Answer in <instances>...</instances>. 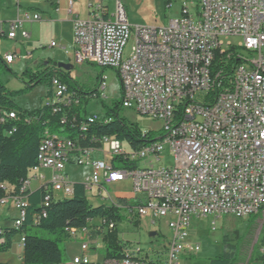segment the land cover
<instances>
[{"label": "built area", "instance_id": "built-area-1", "mask_svg": "<svg viewBox=\"0 0 264 264\" xmlns=\"http://www.w3.org/2000/svg\"><path fill=\"white\" fill-rule=\"evenodd\" d=\"M105 1L89 5L87 19L74 21L75 62L115 71L122 109L162 122L161 135L132 152L126 144L108 138L93 140L100 148L83 147L79 139L53 136L47 128L37 165L20 187L1 186L5 196L0 210H16L13 227L18 230L27 218L33 180L43 182L46 172H51L50 182L41 186L48 191L44 201L48 208L51 201L74 194L67 166L84 167L90 170L84 183L86 193L95 192L131 226L135 219L140 221L138 228L144 220L151 227L166 220L172 238L159 240L156 233L146 248L120 243L118 250L108 252L100 248V240L106 244L117 223L100 220L102 227L70 231L72 238L82 232L80 253L59 264H182L201 251V245L191 237L194 220L211 218L212 232L217 231V220L222 217L254 216L264 221V0H197L195 15L184 0L180 15L160 28L133 26L119 1L113 10ZM40 21L39 14L27 12L0 23V40L27 41L30 35L25 24ZM231 38L241 43L233 45ZM130 42L131 53L125 58ZM28 57L15 52L4 56L3 62L11 66ZM49 70V64L41 69ZM98 86L99 96L104 97V78ZM65 93L66 87L54 77L52 96L46 93L44 106L61 112L70 104ZM18 116L17 112L4 114L0 125ZM101 119L89 115L87 122ZM33 120L29 118L27 123ZM60 125L76 128L77 119L64 117ZM86 125L81 123L83 131ZM142 134L145 137L147 133ZM166 151L173 155V167L162 164ZM114 159H122L127 167L115 168ZM30 173L34 176L29 177ZM126 180L144 197L128 199L140 203L132 209L119 201L127 198L107 191L110 185ZM42 216L46 218L45 211ZM24 244L21 236V246ZM258 245L254 264H264V222ZM93 254L98 261L92 260Z\"/></svg>", "mask_w": 264, "mask_h": 264}, {"label": "rangeland", "instance_id": "rangeland-1", "mask_svg": "<svg viewBox=\"0 0 264 264\" xmlns=\"http://www.w3.org/2000/svg\"><path fill=\"white\" fill-rule=\"evenodd\" d=\"M38 0H36L37 2ZM119 1L125 8L128 20L133 26H148V27H164L169 24L172 19L180 15L181 3L184 0L173 1L171 9L168 8L167 0H106L104 3L110 10L114 9L116 2ZM189 3L190 13H197V0H186ZM11 3L10 1H8ZM191 2L193 3L191 5ZM11 10H18L22 14L27 13L25 10L16 7H11ZM13 13V11H12ZM9 13L8 15L12 14ZM45 19L44 17H42ZM41 23V22H40ZM43 24V23H41ZM27 31L31 33L32 45H26L25 42L18 40L10 41L6 38L0 40V58L3 59L7 54H12L20 51L23 57L29 55L28 60L19 59L11 66L1 65L0 74L1 80L7 91L11 93L21 92L14 98V101L19 109L27 113H33L39 109L41 102H44L46 95V87L44 84H39L35 89L26 91L27 79L24 77L27 70L38 71L49 62V69H56L65 73H69L71 78L78 83L88 87L90 90L98 89V77L103 75L106 83V91L104 97L98 96L99 99H93L88 106L89 115H97L100 118L104 117V111L100 101H103L106 106H112L114 102L122 99L121 87L116 72L110 69H103L98 66L84 63L78 65L75 62L74 40L68 32L60 31L58 26L52 25H30V22L25 24ZM55 42L57 47L52 48L51 43ZM233 45H239L241 40L231 38ZM133 46L130 42L125 50V58H127ZM122 117L129 123L136 124L143 133H151L154 138L161 135L162 122L152 118H146L135 113L122 109ZM62 136V134H58ZM128 150L127 146H123ZM164 167H173V155L166 151L162 158ZM69 176L71 183L84 184L90 174V170L79 166H67L65 170ZM46 179L43 182L33 180L31 190L35 191L42 185L47 184L51 180V172H46ZM28 176V175H27ZM34 174L30 173L29 177ZM9 189L11 184L6 183ZM108 193L114 197H123L127 199H143L142 195L136 194L133 189L131 180H126L121 183L110 185L107 189ZM87 199L92 206L105 205L106 201L96 196L95 192H87ZM3 210V209H1ZM6 214V213H5ZM16 212L12 211L5 215L7 219L5 226L14 229V217ZM141 228L131 226L127 219L119 223L118 240L121 243L135 246L148 247L153 238L152 233H158L159 240L165 239L170 241L172 234L166 220H161V223L152 225L146 220L141 221ZM193 229L191 231L192 240L201 245V251L191 258L182 260V264H210V261L221 256L223 252L222 240L225 236H230L236 240L235 232L239 233L242 238L239 246L240 261L239 264H254V260L259 255L258 238L263 225V219L257 217H248L244 219H236L234 217H222L217 220V231H211L213 220L210 218H201L193 221ZM94 226L102 227L100 220H93L88 223L87 229ZM251 232V233H250ZM39 238L45 240H54V236L49 233L36 229L32 232ZM108 235V230L104 228V236ZM82 232L80 231L69 242L61 245L63 261H68L74 255L80 253V239ZM21 235L14 236L11 249L4 254H0V264H24L21 258L22 247L20 241ZM158 240V238H156ZM163 241V240H162ZM237 244V241H234ZM100 248L107 249L103 239L100 240ZM93 261L99 259L93 254Z\"/></svg>", "mask_w": 264, "mask_h": 264}, {"label": "trees", "instance_id": "trees-1", "mask_svg": "<svg viewBox=\"0 0 264 264\" xmlns=\"http://www.w3.org/2000/svg\"><path fill=\"white\" fill-rule=\"evenodd\" d=\"M173 1L177 0H167V5L172 4ZM1 65L8 68L2 58H0V67ZM24 77L27 79L25 92L35 89L39 84H44L46 93L49 91V97L52 96V79L57 77L66 87L65 95L69 97L70 104L64 106L61 112L54 113L50 107L44 106V100L35 112H24L14 101L21 92L7 91L0 74V116L11 112H17L19 115L17 120L6 121L5 119V125H0V200L5 196V191L1 189L2 185L9 183L16 189L19 188L29 170L37 165L40 142L47 128L53 134L79 139L83 147L100 148L101 145L93 140L108 138L126 144L132 152H138L155 141L151 133L143 137V132L136 124L129 123L122 117L121 100L114 102L112 106H106L103 101H100L104 117L101 121L98 120L92 124L87 122L89 104L93 99H99L97 90H90L73 80L69 73L56 69L49 70V73L41 70H27ZM102 78L103 75L97 78V85ZM64 117L69 121L76 117L77 127L61 126L60 122ZM29 118L34 120L27 123ZM83 122L87 123L85 131L81 127ZM130 166L135 168L136 162L131 163ZM114 167L123 169L127 167V164L122 159H114ZM47 195L48 191L45 187L29 193L26 221L18 230L3 229L0 235V254L7 253L11 249L14 236L19 234L25 237L24 264H59L63 262L61 245L72 239L71 230L84 229L93 220H103L106 224L116 222L117 226L125 220L122 213L114 207L90 205L84 184L75 183L72 197L51 201L49 207L45 208L44 201ZM119 201L128 209L140 205L135 200L120 199ZM44 211L47 214L46 218L42 216ZM134 222V226L139 227L140 221L135 219ZM36 229L54 236V240L39 238L32 233ZM235 235L236 240L230 236L223 238V252L220 257L211 260L210 264H239L238 245L242 238L239 237L238 232H235ZM234 241H237V244H234ZM120 243L118 229H116L106 238L107 251L118 250ZM108 255L111 257L112 254L108 253Z\"/></svg>", "mask_w": 264, "mask_h": 264}, {"label": "crops", "instance_id": "crops-1", "mask_svg": "<svg viewBox=\"0 0 264 264\" xmlns=\"http://www.w3.org/2000/svg\"><path fill=\"white\" fill-rule=\"evenodd\" d=\"M8 1H10L11 3H9ZM100 1L101 0H38L36 2V0H0V23L6 24L7 22L22 17L23 14L18 10H11V7L18 6L19 8L25 10L26 12H30L31 14H39L41 16L40 22L43 24H41L40 22H30V25L49 24L50 27L52 25L58 26L60 28V31L68 32L69 35L72 37V40H74V21L77 18L87 19L89 17V9H88L89 5L98 3ZM71 2L73 3L72 7L70 5ZM105 6L108 7L106 4ZM9 13L12 14L8 15ZM42 17H44L45 19H43ZM24 29L25 31H27L25 26ZM27 32L29 33L30 38L27 41H23V40L21 41L25 42L26 45L31 46L32 45L31 33L29 31ZM17 53H21V52L18 51ZM46 64H49V62L45 63V65ZM12 211L16 212V210L12 207L0 210V229L9 228L4 225L5 224L4 221L7 220L5 218V215ZM146 221L149 222L148 220ZM23 255H24V247H22V254H21L22 261H23Z\"/></svg>", "mask_w": 264, "mask_h": 264}, {"label": "bare ground", "instance_id": "bare-ground-1", "mask_svg": "<svg viewBox=\"0 0 264 264\" xmlns=\"http://www.w3.org/2000/svg\"><path fill=\"white\" fill-rule=\"evenodd\" d=\"M97 95L99 96L98 92H97ZM9 120H16V119H6V121H9ZM53 136H57V137H64V138H68V137H65V136H60L58 134H53ZM67 198V197H66ZM60 199V198H59ZM58 200V199H57Z\"/></svg>", "mask_w": 264, "mask_h": 264}, {"label": "water", "instance_id": "water-1", "mask_svg": "<svg viewBox=\"0 0 264 264\" xmlns=\"http://www.w3.org/2000/svg\"><path fill=\"white\" fill-rule=\"evenodd\" d=\"M155 235H156V233H152V234H151V237H155Z\"/></svg>", "mask_w": 264, "mask_h": 264}]
</instances>
